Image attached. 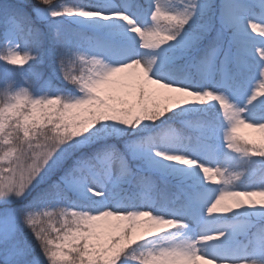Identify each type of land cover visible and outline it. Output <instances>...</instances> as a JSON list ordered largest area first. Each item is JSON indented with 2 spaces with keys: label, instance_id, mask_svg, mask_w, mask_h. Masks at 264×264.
I'll use <instances>...</instances> for the list:
<instances>
[{
  "label": "snow or ice",
  "instance_id": "6c2138e0",
  "mask_svg": "<svg viewBox=\"0 0 264 264\" xmlns=\"http://www.w3.org/2000/svg\"><path fill=\"white\" fill-rule=\"evenodd\" d=\"M0 264H264V0H0Z\"/></svg>",
  "mask_w": 264,
  "mask_h": 264
},
{
  "label": "trees",
  "instance_id": "16d2710c",
  "mask_svg": "<svg viewBox=\"0 0 264 264\" xmlns=\"http://www.w3.org/2000/svg\"><path fill=\"white\" fill-rule=\"evenodd\" d=\"M80 1H89V0H63V2H67V3L80 2ZM241 134L257 140L259 139V135H260L258 132H254L253 130L247 133L241 132Z\"/></svg>",
  "mask_w": 264,
  "mask_h": 264
},
{
  "label": "rangeland",
  "instance_id": "374dc122",
  "mask_svg": "<svg viewBox=\"0 0 264 264\" xmlns=\"http://www.w3.org/2000/svg\"><path fill=\"white\" fill-rule=\"evenodd\" d=\"M241 131H242V132H244V133H247V132H250V131H251V129L242 128V129H241Z\"/></svg>",
  "mask_w": 264,
  "mask_h": 264
}]
</instances>
